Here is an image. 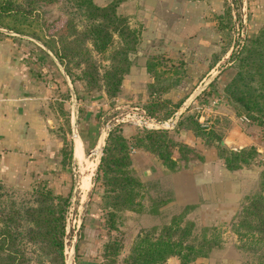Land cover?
Instances as JSON below:
<instances>
[{"label": "rangeland", "instance_id": "1", "mask_svg": "<svg viewBox=\"0 0 264 264\" xmlns=\"http://www.w3.org/2000/svg\"><path fill=\"white\" fill-rule=\"evenodd\" d=\"M192 2L197 4V8L202 7L204 11L209 12V19L216 21L217 30L221 36L220 55L227 50L228 53L235 52L249 34L262 27H258L255 31L252 28L246 0H192ZM9 6L12 7L6 13L5 9H8ZM4 7L5 9H2ZM70 7V4L64 0L51 2L34 0L31 7L27 5V0H0V38L12 39L17 42V48H21V50L29 51L43 47V52H48V56L56 66L55 63H58V60L49 47L55 46L56 43L50 42V37L47 36L56 34L61 29L63 31L65 22L69 18L77 19V14L75 15ZM29 10L30 12H28ZM127 21L129 26L139 33L138 26L130 18H127ZM75 22L79 28L80 22ZM133 53L130 54L131 66L127 74L123 76L118 92L113 96H107L101 88L86 90L83 83L76 79L70 84L65 83L61 76L58 77L54 74L55 71L48 67L49 77L44 83L48 92L43 103L44 115H48L50 119L49 133L61 142L59 152L62 157L61 163L65 168L57 172V177L59 174L61 175L58 179L56 177L50 181L52 189H49V185L38 188H47L53 194L67 199L64 213L63 264H102L103 244L108 239H117L120 242L121 247L114 258V264H122V260L130 251L136 234L140 230L150 227V225L141 227V225L149 223L143 218L145 214L151 215L147 212L150 200L168 197L163 185L153 178L151 171L149 173L147 170L148 168L153 169L155 163L153 158L156 162L160 163V161L150 152L132 149L130 151L131 169L146 187L141 200L142 208L139 212L129 210L118 212L116 229H107L101 210L102 187L99 181L94 180V177L109 130L120 127L124 137L130 139L134 134L149 129L144 126V122L148 118L160 123L171 119L172 125L168 128L160 127V129H165L169 138L174 142L185 144L192 150L185 152V156L189 159L187 164L191 161L202 162L205 157L211 155L210 152L218 158L215 144L212 140L208 141L207 133H211V136L221 137V141L227 147L228 145L231 147V144L236 147L235 141L231 140V137L227 138L225 133L231 131L233 136H238L239 128L247 129L249 126H254V129L259 133V138L264 140L263 126L249 121L237 109V105L228 102L222 96L221 89L223 87L221 84L228 81V76L221 75L218 83L214 81V85L217 89L216 100H219L222 105L226 101L229 106H226V110L221 112L222 105L220 107L218 101L219 113L213 114L196 105V100L205 95V89L202 90V84H197V82L198 86L191 92L196 85L195 80L186 78L190 67L181 54L164 52L150 56L147 61L152 60L157 64L155 67L157 77L154 79L153 73L146 72L147 75H143L139 71L134 74L130 73L135 60ZM94 57L100 61V64H106L105 55L94 54ZM223 65L219 64L220 67ZM60 66L62 74H64L63 65L60 64ZM219 66L217 67L218 71L221 70ZM225 68L230 67L226 65ZM230 69L229 72L234 73V70ZM73 72L78 74V70L74 69ZM216 73L218 72L215 71L214 74ZM67 79L70 80L69 77ZM167 86L169 88L166 91H160L161 88H167ZM189 93L190 95L187 96ZM152 100H157V105L151 110V117L146 113V105ZM176 103H180V106L175 109L173 106ZM84 106L92 114L89 120V132L87 131L90 144L84 148V156L75 155L76 160H71V142L75 143L77 133L80 131L71 115L75 114L78 107L83 108ZM170 111L172 114L165 116V113ZM170 150L172 156H179L175 148L171 147ZM137 151L138 153H136ZM139 152H144L146 157L141 156L143 153L139 155ZM76 153L79 155V150ZM147 156H151V160H148ZM253 162L258 164L260 176V173L264 171V166L259 162ZM180 164L183 165V161H180ZM143 170H146L147 174L143 175ZM18 181L20 182L18 186L9 185L2 180L0 183L4 190L15 198L30 197L29 193L32 188L30 189L28 186L29 182L24 178H19ZM179 211L173 212L161 208L158 216L151 215L157 218L153 225L159 226L167 222L171 215L177 214ZM185 219H187L186 216ZM230 220H217L206 225L200 221L190 220L194 223V232L197 234L200 233L202 227L209 228L210 233L211 230H214L212 233L217 235L219 244L213 247L206 257L196 258L187 264H253V253L239 247L237 237L230 231ZM74 245H76V249H74ZM28 253L33 258L41 256L42 264H49L43 254L40 252L37 254L36 247L31 246ZM169 258L176 259L179 264L176 257ZM205 259L206 263H203L202 261Z\"/></svg>", "mask_w": 264, "mask_h": 264}, {"label": "trees", "instance_id": "2", "mask_svg": "<svg viewBox=\"0 0 264 264\" xmlns=\"http://www.w3.org/2000/svg\"><path fill=\"white\" fill-rule=\"evenodd\" d=\"M64 1L70 4L77 19L69 18L63 31L47 36L50 42L56 43L49 46L51 51L71 82L76 79L86 90L101 88L107 96L115 95L131 66L130 54L139 42L137 30L131 28L127 18L116 10L122 0H112L105 5H98L93 0ZM33 3L34 0H27L30 7ZM11 7L2 9L8 13ZM75 21L80 22L79 28ZM94 54L105 55L106 64H100ZM151 61L145 63V70L153 73L156 79L157 64ZM227 65L234 73L221 89L222 96L237 105L245 118L264 128V26L249 34L235 52L231 51ZM74 69L78 74H74ZM168 88L163 87L160 91ZM156 105L157 100L147 103V115L151 116ZM179 106L180 103H176L173 108ZM169 114L172 112H166L165 116ZM207 137L215 144L225 169L235 170L257 162L256 146L227 147L220 144L221 137L211 136V133H207ZM171 147L176 149L178 157L171 155ZM132 149L152 153L169 172L186 167L189 159L185 152L192 151L187 145L169 138L165 129L142 130L130 139L124 137L120 127L109 130L94 177L102 187L101 210L108 230L116 229L118 212H139L142 208L146 187L131 169ZM29 196L15 198L0 183V264H42L41 256L33 258L29 255L31 246L36 247L37 254L40 252L46 257L47 263L63 264L67 199L44 187L32 188ZM169 201L168 197L151 199L147 212L158 216ZM190 209L191 206H183L167 222L140 230L122 264H163L172 256L179 264H187L206 257L218 246L219 240L212 233L214 230L210 233L207 227H202L199 234L194 232V223L185 219ZM229 228L237 237L239 247L253 253V264H264V171L258 177L257 188L244 197L231 218ZM120 247L117 239H108L103 244L102 264H114Z\"/></svg>", "mask_w": 264, "mask_h": 264}, {"label": "crops", "instance_id": "3", "mask_svg": "<svg viewBox=\"0 0 264 264\" xmlns=\"http://www.w3.org/2000/svg\"><path fill=\"white\" fill-rule=\"evenodd\" d=\"M93 1L105 5L112 0ZM246 4L255 31L264 25V0H246ZM196 5L192 0H122L116 10L138 26L140 42L136 53H133L135 60L130 73L139 71L147 75L144 65L150 56L164 52L179 53L190 67L186 78L194 79L195 84L201 83L202 90L205 89V95L196 100V105L215 114L219 113L220 101L216 100L214 83L221 75L228 76V80L233 75L230 68H225L230 52L227 50L220 55L221 36L216 21L209 19V12ZM17 47V42L12 39L0 38V180L18 186V179L24 178L30 189L45 185L52 189L50 181L65 166L59 152L61 142L49 133L50 119L44 115L43 103L48 93L44 83L49 77L48 67L65 83L70 84L71 81L65 73L62 74L59 63L54 66L43 47L29 51ZM221 63L224 64L222 67L219 66ZM215 71L218 73L214 74ZM225 83L221 84L222 87ZM226 106L229 105L224 101L221 112L226 110ZM91 115L85 106L78 107L71 115L80 128L75 143L71 142V160H76L75 155L84 156V148L90 144ZM225 134L235 141L236 147L254 145L259 150L264 149V140L259 138L254 126L239 128L238 136H233L231 131ZM140 153L146 157L144 152ZM210 154L202 162L191 161L173 172L165 170L153 158L154 167L147 170L163 185L170 198L163 209L174 212L183 206H191L186 218L200 221L203 225L230 220L234 216L243 198L255 189L260 168L253 162L249 166L227 170L220 159L212 152ZM147 158L151 160V156ZM143 219L149 223L141 227L151 226L157 221L147 214ZM206 259L201 261L206 263ZM164 264H177V261L169 258Z\"/></svg>", "mask_w": 264, "mask_h": 264}, {"label": "built area", "instance_id": "4", "mask_svg": "<svg viewBox=\"0 0 264 264\" xmlns=\"http://www.w3.org/2000/svg\"><path fill=\"white\" fill-rule=\"evenodd\" d=\"M144 126L147 128H168L170 125H172V121L171 119H168L166 121L163 122H155L153 119L148 118L147 120H145L144 122ZM199 126L203 127L201 124H199ZM258 151V156L256 158L257 162H259L262 166H264V149H257Z\"/></svg>", "mask_w": 264, "mask_h": 264}, {"label": "water", "instance_id": "5", "mask_svg": "<svg viewBox=\"0 0 264 264\" xmlns=\"http://www.w3.org/2000/svg\"><path fill=\"white\" fill-rule=\"evenodd\" d=\"M220 144L221 145H224L223 141H221ZM145 174H147V171L146 170L143 172V175H145Z\"/></svg>", "mask_w": 264, "mask_h": 264}, {"label": "bare ground", "instance_id": "6", "mask_svg": "<svg viewBox=\"0 0 264 264\" xmlns=\"http://www.w3.org/2000/svg\"><path fill=\"white\" fill-rule=\"evenodd\" d=\"M78 149V148H77ZM79 150V149H78Z\"/></svg>", "mask_w": 264, "mask_h": 264}]
</instances>
